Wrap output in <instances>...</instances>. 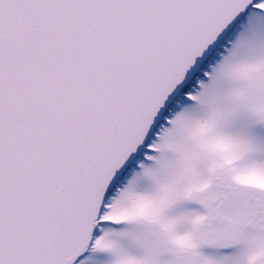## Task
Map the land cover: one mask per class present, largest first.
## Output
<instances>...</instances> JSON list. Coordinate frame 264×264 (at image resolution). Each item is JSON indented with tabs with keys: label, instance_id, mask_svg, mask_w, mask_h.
<instances>
[{
	"label": "snow or ice",
	"instance_id": "obj_1",
	"mask_svg": "<svg viewBox=\"0 0 264 264\" xmlns=\"http://www.w3.org/2000/svg\"><path fill=\"white\" fill-rule=\"evenodd\" d=\"M0 264H264V0H0Z\"/></svg>",
	"mask_w": 264,
	"mask_h": 264
}]
</instances>
